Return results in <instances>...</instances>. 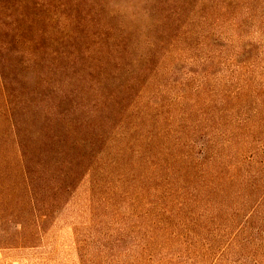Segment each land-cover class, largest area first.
Returning <instances> with one entry per match:
<instances>
[{
  "label": "rangeland",
  "instance_id": "1",
  "mask_svg": "<svg viewBox=\"0 0 264 264\" xmlns=\"http://www.w3.org/2000/svg\"><path fill=\"white\" fill-rule=\"evenodd\" d=\"M51 4L55 26L101 6L127 39L86 92L102 82L121 108L95 180L0 264H264V0Z\"/></svg>",
  "mask_w": 264,
  "mask_h": 264
},
{
  "label": "trees",
  "instance_id": "2",
  "mask_svg": "<svg viewBox=\"0 0 264 264\" xmlns=\"http://www.w3.org/2000/svg\"><path fill=\"white\" fill-rule=\"evenodd\" d=\"M26 1L0 0V245L12 247L95 180L121 99L118 90L103 96L102 82L91 102L86 92L98 70L113 64L117 75L123 64L113 55L127 42L101 6L82 27L73 18L55 26L51 0H33L30 12ZM78 34L90 42L84 50L68 43ZM73 78L82 87L71 88Z\"/></svg>",
  "mask_w": 264,
  "mask_h": 264
}]
</instances>
